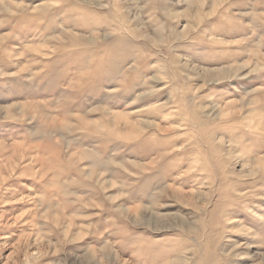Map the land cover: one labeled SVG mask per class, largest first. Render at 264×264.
I'll return each mask as SVG.
<instances>
[{
	"label": "rangeland",
	"instance_id": "374dc122",
	"mask_svg": "<svg viewBox=\"0 0 264 264\" xmlns=\"http://www.w3.org/2000/svg\"><path fill=\"white\" fill-rule=\"evenodd\" d=\"M0 264H264V0H0Z\"/></svg>",
	"mask_w": 264,
	"mask_h": 264
}]
</instances>
